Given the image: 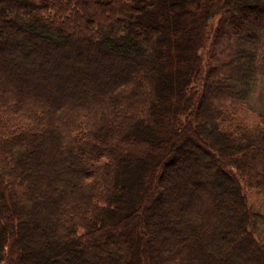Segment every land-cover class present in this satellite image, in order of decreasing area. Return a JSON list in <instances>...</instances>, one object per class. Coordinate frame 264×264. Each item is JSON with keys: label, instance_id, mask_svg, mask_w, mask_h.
Masks as SVG:
<instances>
[{"label": "trees", "instance_id": "obj_1", "mask_svg": "<svg viewBox=\"0 0 264 264\" xmlns=\"http://www.w3.org/2000/svg\"><path fill=\"white\" fill-rule=\"evenodd\" d=\"M262 80L264 0H0V264H264Z\"/></svg>", "mask_w": 264, "mask_h": 264}, {"label": "rangeland", "instance_id": "obj_2", "mask_svg": "<svg viewBox=\"0 0 264 264\" xmlns=\"http://www.w3.org/2000/svg\"><path fill=\"white\" fill-rule=\"evenodd\" d=\"M209 24H210V28L214 30L217 26V19H213L212 21H210ZM219 47H222L225 49L227 48L225 45L223 46V44H220L219 46L214 47V49L219 48ZM203 55L205 57V52ZM248 104L249 106L246 105L245 107L240 108V115L244 120H246V122L249 125L256 126L260 122L258 115L264 114V80L259 81L256 84V86L254 87L250 95ZM197 161L201 162L200 166H202L204 169L208 167V161L202 160V159H198ZM200 162H198V164H200ZM208 172L212 174L214 171L211 170ZM204 179H206L209 182L212 181L209 175H205ZM244 193L246 196V202H247L248 207H250L255 212H264V200L261 199L260 196H258L254 191L250 189H246V190L244 189ZM254 257L258 258V256H254ZM256 258L254 259L256 260ZM261 258L264 261V258L263 257ZM225 261H229V260H225ZM236 264H240V263L238 262Z\"/></svg>", "mask_w": 264, "mask_h": 264}]
</instances>
